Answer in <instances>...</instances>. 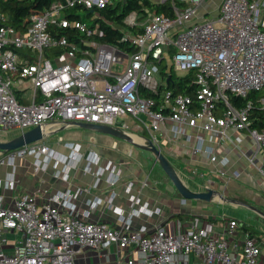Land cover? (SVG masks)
<instances>
[{"label": "built area", "instance_id": "obj_1", "mask_svg": "<svg viewBox=\"0 0 264 264\" xmlns=\"http://www.w3.org/2000/svg\"><path fill=\"white\" fill-rule=\"evenodd\" d=\"M169 1L174 17L152 14L139 22L133 13L126 19L128 26L143 27L138 34L123 28V41L138 48L130 54L93 40L100 34L99 27L67 16L79 6L94 12L114 0H59L32 14L25 30L4 26L7 19L0 15V132L63 127L76 121L114 126L118 118L125 117L141 120L155 133L171 123L173 133L189 141L191 129L225 137L232 129L247 131L256 148L251 161L258 158L257 169L264 179V129L251 126L254 102L236 106L231 100L232 95L248 99L264 90V0H221L216 5L212 0L159 3ZM96 18L99 14L91 20ZM61 27L77 29L88 39L71 47L66 36L54 34ZM60 48L68 49L55 54ZM163 62L179 74L195 73L197 99L178 95L172 100L168 93L163 105L156 107L154 99L143 95L158 93ZM30 86L33 99L23 103L16 90ZM259 100L264 108V95ZM66 146L68 156L43 141L32 143L7 152L0 158V166L12 162L16 168L19 160L33 156L39 157L36 172L51 165L58 168L79 158L78 145ZM202 148L200 145L195 152ZM85 157V171L91 172L99 164L98 154ZM211 159L218 158L212 155ZM104 170L101 167L97 174ZM10 186L16 188L14 179ZM80 193L58 194L53 199L56 204H46L42 210L36 196L23 195L10 207L0 197V264H76L87 249L112 245L121 249L135 245L149 264H258L262 250L255 237L245 236L241 257L238 251H231L229 239L239 229L236 220L219 235L196 227L170 234L165 227L154 232L147 227L134 230L131 219L143 210L130 212L129 221L125 209L116 208L123 225L113 227L85 221L76 214L73 200ZM10 235H16L12 250L7 249ZM192 256L197 263L189 261Z\"/></svg>", "mask_w": 264, "mask_h": 264}, {"label": "crops", "instance_id": "obj_2", "mask_svg": "<svg viewBox=\"0 0 264 264\" xmlns=\"http://www.w3.org/2000/svg\"><path fill=\"white\" fill-rule=\"evenodd\" d=\"M31 89L30 86L26 90H16L21 102H31L34 96V89L28 95ZM114 127L129 133L133 140L129 143L134 146H149V141H153L172 164L181 183L192 193L214 190L224 198L220 195H214L211 200L185 197L154 154L139 147V153H136L121 142L126 140L77 125H49L45 127L49 136L43 143L64 156L70 153L66 143H74L80 148L79 158L62 163L58 168L51 165L40 172L35 171L39 157L33 156L19 160L16 168L12 162L0 166V197L5 206H14L21 196L32 195L38 198L42 210L46 204H56L53 199L58 194H77L80 190L73 200L76 214L85 221L106 222L113 227L123 225L122 218L114 211L116 208L125 209L124 217L129 221L130 212L143 210L131 219V227L134 230L147 227L150 232L165 227L170 234H177L196 227L219 235L229 228L232 220H236L239 229L229 239L231 251H238L241 257L242 242L249 235L247 228L261 246L258 264H264V216L256 210L264 212V179L257 169L258 158L251 161L256 148L247 131L232 129L225 137L220 133L191 129L189 141L175 135L171 123L155 133L141 120L125 117L118 118ZM200 145L203 150L196 153L195 149ZM93 152L98 154L99 164L86 172L88 161L85 156ZM6 155L7 152L0 150V158ZM212 155L217 156V161H212ZM101 167L105 170L98 175ZM12 179L16 188L10 186ZM15 238L16 235H10L8 250L13 249ZM132 261L133 264H149L135 245L127 249L117 245L107 249H87L77 258L76 264H131ZM189 261L198 262L194 256L189 257Z\"/></svg>", "mask_w": 264, "mask_h": 264}, {"label": "trees", "instance_id": "obj_3", "mask_svg": "<svg viewBox=\"0 0 264 264\" xmlns=\"http://www.w3.org/2000/svg\"><path fill=\"white\" fill-rule=\"evenodd\" d=\"M59 0H0V15H3L7 20L4 26L25 30L29 23V17L44 9L50 7L53 3ZM67 16L71 18H81L84 21L91 23V26L100 28V34L94 36L92 39L101 43L114 46L119 50L130 54L137 52L136 45L130 42L123 41V28L127 26L126 30L131 33L143 32L141 26H128L126 19L133 13L138 15L139 22H145L152 14H164L166 16L174 17L172 2L157 3L153 0H114L112 5H108L103 9L95 8L84 9L79 6L69 12ZM83 14V15H81ZM95 14H99V18L91 20ZM54 34L58 36H66L71 44L81 45L83 40L88 39L87 36L82 35L77 29L56 28ZM68 48H60L55 51V54H62ZM52 52H48L51 55ZM196 76L194 72H189L180 75L174 69H170L166 62L161 64V85L158 93L144 92L143 95L149 99L156 101V107H161L164 103L165 97L171 93L172 100L178 95L191 96L197 99L199 86L196 83ZM20 93V92H19ZM264 95V90L252 93L248 99H243L235 95L231 96L232 103L236 106H243L248 100H252L254 106L251 113L252 128L264 129V108L260 105V98ZM251 237H255L254 233L247 229Z\"/></svg>", "mask_w": 264, "mask_h": 264}, {"label": "water", "instance_id": "obj_4", "mask_svg": "<svg viewBox=\"0 0 264 264\" xmlns=\"http://www.w3.org/2000/svg\"><path fill=\"white\" fill-rule=\"evenodd\" d=\"M70 125H77L79 127L89 129L92 131L108 134L123 140H126L128 142L133 143L132 137L127 133L126 131L119 129L114 126H108V125H100L95 123H84V122H69L68 125H65L64 127L70 126ZM49 136V133L45 130L44 127H37L35 129H32L26 133H23L20 137L16 138L15 140L9 141V142H0V150L3 152H9L14 151L16 149H19L21 147H24L26 145L41 142L47 139ZM136 147H139L143 150L149 151L150 153L154 154L158 161L162 164L165 171L168 173V175L173 179L175 185L179 189V191L187 198L192 199H203V200H211L214 195H220L221 198H224L223 195L219 192H216L214 190L208 191L207 193H192L189 191L179 180L177 173L172 166V164L169 162V160L165 157V155L159 150V148L153 143V141H149V146H142L135 144ZM227 201L230 202H237L235 200H231L226 198ZM256 209V208H254ZM261 215L264 216V212L256 209Z\"/></svg>", "mask_w": 264, "mask_h": 264}, {"label": "rangeland", "instance_id": "obj_5", "mask_svg": "<svg viewBox=\"0 0 264 264\" xmlns=\"http://www.w3.org/2000/svg\"><path fill=\"white\" fill-rule=\"evenodd\" d=\"M157 3L160 2V0H153ZM221 0H212L213 3H215L214 5L216 4H219ZM180 75H183V73H180ZM33 91V88L30 90V92H28V95L31 94ZM26 130H21V129H11L9 131H1L0 132V142L3 143V142H8L10 140H13V139H16L18 137H20ZM122 143L128 145L129 147L133 148L136 153H139V150L136 146H134L133 144L129 143V142H126V141H121ZM157 168L154 169V172H156Z\"/></svg>", "mask_w": 264, "mask_h": 264}, {"label": "bare ground", "instance_id": "obj_6", "mask_svg": "<svg viewBox=\"0 0 264 264\" xmlns=\"http://www.w3.org/2000/svg\"><path fill=\"white\" fill-rule=\"evenodd\" d=\"M134 139H135V140H140V138H139V137H135ZM143 141H145V140H142V142H143Z\"/></svg>", "mask_w": 264, "mask_h": 264}]
</instances>
